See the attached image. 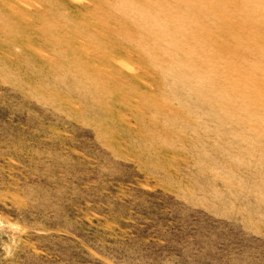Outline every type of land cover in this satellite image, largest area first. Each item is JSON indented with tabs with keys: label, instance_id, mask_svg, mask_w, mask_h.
<instances>
[{
	"label": "rangeland",
	"instance_id": "rangeland-1",
	"mask_svg": "<svg viewBox=\"0 0 264 264\" xmlns=\"http://www.w3.org/2000/svg\"><path fill=\"white\" fill-rule=\"evenodd\" d=\"M0 264H264V0H0Z\"/></svg>",
	"mask_w": 264,
	"mask_h": 264
}]
</instances>
